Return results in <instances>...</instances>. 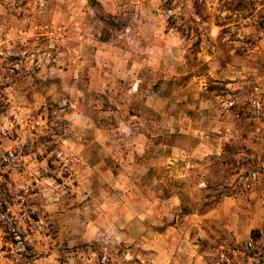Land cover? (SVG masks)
I'll list each match as a JSON object with an SVG mask.
<instances>
[{
  "label": "rangeland",
  "instance_id": "374dc122",
  "mask_svg": "<svg viewBox=\"0 0 264 264\" xmlns=\"http://www.w3.org/2000/svg\"><path fill=\"white\" fill-rule=\"evenodd\" d=\"M203 54L235 62L230 74L246 84L215 90L234 145L197 158L199 139L213 136L187 85L211 86ZM255 85L264 96V0H0V264H33L51 248L61 264H76L71 254L143 264L149 227L240 190L264 160V117L248 112ZM19 89L37 95V112L12 126L7 99ZM16 128L21 143L5 144ZM65 135L87 148L66 151Z\"/></svg>",
  "mask_w": 264,
  "mask_h": 264
},
{
  "label": "crops",
  "instance_id": "0c3cea01",
  "mask_svg": "<svg viewBox=\"0 0 264 264\" xmlns=\"http://www.w3.org/2000/svg\"><path fill=\"white\" fill-rule=\"evenodd\" d=\"M219 31V25L213 24L209 33L213 41L219 36ZM203 56L207 57V73L211 77V86L208 88L204 79H198V77L189 81L187 85L190 87V85L196 83L197 96H194L197 97V102L192 101V103L198 104L203 108L201 111L203 117L209 118L212 116V121L208 125L212 129L211 133L213 136L209 139H199L200 143L198 142V147L195 150L197 158L206 156L210 149L214 153L220 154L227 141L234 145L231 142L235 140L231 141V137L234 138V135H236L234 132L237 131V127L234 125V121L227 119L230 117L229 111L224 112L220 108V104L217 102L219 95L215 90L223 86L227 91V95L231 94L234 96L236 92L230 93L229 89L233 91L239 87H244L246 84L245 81L236 80L235 76L230 74L232 69H234L233 72L235 73L238 68L234 65L235 62L222 63L214 54H203ZM190 89L193 88H189L187 91H190ZM41 96L44 95L41 94ZM36 97L37 95L34 92H29L26 89H19L9 93L7 110L10 118H5L8 125L13 126L14 122H17L23 126L24 122L27 123L28 117L34 118L35 116L30 115L34 114L33 112L37 109L33 103V100L38 99ZM206 107L208 111L205 110ZM190 112H188L189 115H191ZM78 116L80 115L72 112H68L66 115L70 121H74ZM37 117H39L38 113ZM263 123L260 122L264 126ZM203 128H201V132ZM225 128H231L232 133L230 135L227 134ZM15 131L19 136L8 138V141H4L5 144L14 145L21 143L24 138L22 136L23 129L16 128ZM59 143L60 147L68 152L73 151L75 153V151L87 148L85 139H83L82 143H79L69 135L61 137ZM44 162L45 159L40 163L44 164ZM40 180L50 182V177L41 176ZM263 188L264 175L248 192L239 190V186L235 185L231 194L222 193L217 201L211 203L201 212L198 210L187 211L183 215L176 216L174 220L170 221V218H168V220L163 222L161 228L149 227L148 236L144 237L143 247L147 249V253L143 257V264H223L219 255L221 247L238 254L234 264H248L247 257L244 254V244L248 238L256 236L263 225V210L260 205V194ZM171 201L176 204L178 199L173 198ZM167 214L169 217L172 215L170 211H167ZM163 215L166 217V212ZM115 223L116 228L118 226L121 227V216H116ZM59 226L62 229L69 228V226H65L62 223ZM80 239L76 236H71L68 237L67 242L73 244ZM79 258L75 254L67 256L69 262L87 264L84 259L79 262ZM32 262L33 264H61L54 248L39 254Z\"/></svg>",
  "mask_w": 264,
  "mask_h": 264
},
{
  "label": "built area",
  "instance_id": "2783aa9c",
  "mask_svg": "<svg viewBox=\"0 0 264 264\" xmlns=\"http://www.w3.org/2000/svg\"><path fill=\"white\" fill-rule=\"evenodd\" d=\"M45 63H49V60H46ZM41 64H43L42 59L40 56H38L36 67L41 66ZM61 105L62 104H60L59 107ZM248 112L253 119L258 121L264 117V96L261 88L257 85L253 86L252 92L250 94ZM261 139L264 142V129L261 132ZM18 155L19 154L17 152L9 150L4 160L7 162H14ZM59 155L60 154H58V156ZM263 175L264 160L256 169L249 171L245 176H243L240 190L243 192L250 191L260 181ZM260 205L263 210V225L258 230V234L248 238L244 244V254L247 257L248 264H264V188L260 194ZM107 261V256L102 255L99 264H106ZM220 261L223 264H234L235 256H233V254L229 255L227 253L221 252Z\"/></svg>",
  "mask_w": 264,
  "mask_h": 264
},
{
  "label": "trees",
  "instance_id": "16d2710c",
  "mask_svg": "<svg viewBox=\"0 0 264 264\" xmlns=\"http://www.w3.org/2000/svg\"><path fill=\"white\" fill-rule=\"evenodd\" d=\"M88 1L92 3L94 0H88Z\"/></svg>",
  "mask_w": 264,
  "mask_h": 264
}]
</instances>
